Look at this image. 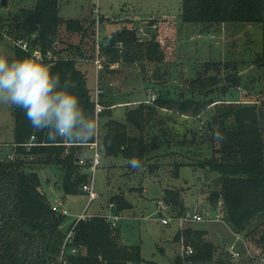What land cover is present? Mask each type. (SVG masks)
Returning a JSON list of instances; mask_svg holds the SVG:
<instances>
[{"label":"trees","instance_id":"1","mask_svg":"<svg viewBox=\"0 0 264 264\" xmlns=\"http://www.w3.org/2000/svg\"><path fill=\"white\" fill-rule=\"evenodd\" d=\"M22 1L16 0V9L8 11L4 21L10 27L6 26L5 30L12 37L27 39L30 46H37L43 54L48 48H53L56 42L64 43L65 46L56 50L58 55L51 56L48 64L54 72L71 80L73 91L78 95L85 112L93 116L94 102L87 85V70L78 59L84 56V59L88 58L85 54L94 35V20L62 19L58 14L59 0ZM179 18L182 22L206 26L222 23H242L246 24V28L254 24L260 26V41L251 61L258 79L264 74V0H181ZM0 26L4 27L1 20ZM76 35L78 37L74 40L72 37ZM104 38V53H109V62L119 60L120 56L125 61L131 59L125 52L124 55H117L119 48L116 44L121 42L128 47L134 43V29L122 27ZM148 42L146 47L149 49L152 41ZM13 46V59L30 56V48L24 50ZM158 57L153 55L149 58ZM224 64L227 72L222 78L224 84H221V89L226 92L228 88L242 85V79L234 66L227 62ZM208 78L214 80L207 83L204 79L199 89L191 87L190 91L207 96L211 84L217 81L215 75ZM196 81L199 78L191 83L192 86ZM151 103L139 102L127 109L126 123L113 118L106 120L105 133L100 141L102 158L121 156L127 163L136 160L137 166H146L148 173H156L157 169L151 164L145 165V162L149 159L158 160L176 151L171 147L174 141L170 128L161 125L162 118L151 121L155 109L161 110L160 114L162 110L173 111L195 120L210 104H215L211 119L195 137L199 144H204L208 149V154L201 159L199 166L217 173L212 179L214 187L209 193L210 200L214 204L221 201L222 216L235 232L242 231L247 235L259 225L255 241L264 250V120L261 108L255 102L238 101L234 104L224 98L189 95L176 98L155 96ZM10 112L13 119V156L9 153L11 156L6 154L0 157V264H50L66 233L61 229L65 214L50 205L40 188L37 171L26 167L31 160L25 155H37L38 161L43 156L42 163L52 161L58 165L62 171L60 187L64 194L81 192L78 186L88 177V164L81 166L77 162L79 144L67 145L64 142L69 141L59 137L51 141L43 132L29 125L21 109L10 105ZM100 115L110 117L111 108H104ZM127 124L132 126L136 134L128 131ZM174 134H178V131H174ZM31 135L34 144L26 148L23 143ZM184 164L192 165L184 160L166 164L167 176L177 177L179 167ZM182 193V188L176 186L162 188V202L177 212L175 214L186 208ZM109 203L119 209H126L130 205L129 201L116 193L110 196ZM256 218H262L260 224L249 229V223ZM72 224L73 221L68 229ZM111 228L104 217L97 215L77 220L72 227L70 243L76 252L67 257L70 264L155 262L141 257L139 245L119 242ZM204 235L203 228L184 229L183 237L177 230L174 240L182 238L192 252L183 249L173 257L172 264H230L229 261L212 258V243Z\"/></svg>","mask_w":264,"mask_h":264},{"label":"rangeland","instance_id":"2","mask_svg":"<svg viewBox=\"0 0 264 264\" xmlns=\"http://www.w3.org/2000/svg\"><path fill=\"white\" fill-rule=\"evenodd\" d=\"M1 1L0 20L4 27L0 26V54L13 59L14 41L19 38L7 33L6 26L9 25L4 20L8 11L16 9L18 2L6 0L3 5ZM180 1L59 0L58 14L62 19L92 18L94 20V35L85 54L88 58L84 59L86 57L84 56L83 59L78 60L87 70L89 92L93 93L94 88L99 87L102 91L100 103L114 104L110 117H100L97 132L99 141L105 133L104 123L108 118L126 123V110L138 105L139 102L152 104L146 100L151 93L156 97L176 98L189 95L199 98H224L234 104L238 101L249 103L254 101L261 108L264 120V74L258 79L257 73L254 72L256 68L251 61L253 51L260 41V26L254 24L246 28V24L242 23L206 26L182 22L179 18ZM122 27L134 29L136 39L128 47L121 42L117 43L119 50L116 54L124 55L125 52L128 57L131 56V59L125 61L120 56L119 60L109 62V53H104V37ZM62 34L61 37L67 40ZM76 37L78 36L72 38L76 40ZM139 41L144 42L137 44ZM148 41H152L150 42L152 47L149 49L146 47ZM63 46L64 43L56 42L53 48H48L42 55L48 54L54 57L58 55L56 50ZM29 48L38 49L33 45H28L27 49ZM153 55L159 57L149 58ZM205 62L210 63L205 64ZM225 62L234 66L242 79V85L228 88L226 92L221 89V84H224L222 78L227 72ZM213 75L217 81L211 84L207 96L190 91L191 87L199 89L204 79L210 83L214 79H209L208 76ZM196 78H199V81L194 82L192 86L191 83ZM120 83L126 85V89ZM213 105L215 104H210L195 120L173 111L162 110L160 114L161 110L155 109V116L151 121L156 122L158 118H162L161 125L171 130L169 133L174 141L171 147L176 152L166 157L161 156L158 160L149 159L145 162V165H153L157 169L156 173H148L146 166H133L121 156L116 158L104 156L92 175V186L97 196L90 201L86 191L81 189V185L78 186L81 192L64 194L60 187L62 179L60 167L52 161L42 163L43 156L38 161L37 155H25V158L31 160L26 167H32L37 171L40 188L50 205L58 211L60 208L65 209V219L61 225L64 233L72 229L77 222L75 217L80 213L84 212L87 215L85 219L94 215L104 217V214L116 213L120 217L115 225L110 224L112 233L119 242L139 245L141 257L144 260L155 261L148 262L149 264H172L173 257L183 249H187V244L182 238L178 241L174 240L175 232L180 230V237H183L184 229L194 228H205L204 238L212 243L213 259H223L230 264H257L264 257L263 248L255 241L260 228L258 224L262 218H256L249 223V229L258 226L247 235L242 231L235 232L224 217L221 221L210 218L218 207L217 202L214 204L209 195L214 187L212 179L217 173L199 166L201 159L208 154V149L204 144H199L195 137L203 131L204 125L211 119ZM185 120L188 121L184 123ZM127 129L130 133L136 134L128 124ZM174 131H178L179 135L174 134ZM176 140L178 142H175ZM13 147V119L10 105L0 103V157L12 153ZM77 149L78 155L87 152L85 145H78ZM180 160L191 162L192 165H181L175 178L167 176V167L164 166ZM88 182L89 173L83 183ZM166 186L182 188L186 206L183 210L198 212L203 220L186 221L180 227L172 221L162 224L161 216L168 218L177 213L169 207L166 211L162 210L161 214L158 212L159 200L162 201V188ZM115 193L130 202L126 209L110 207L109 198ZM55 200L61 201L60 207L55 208ZM183 210L178 212V215ZM72 221L73 224L68 229ZM231 244H234V249L239 251V257L234 258L228 252L227 247ZM53 258L50 264L59 262L58 254Z\"/></svg>","mask_w":264,"mask_h":264},{"label":"clouds","instance_id":"3","mask_svg":"<svg viewBox=\"0 0 264 264\" xmlns=\"http://www.w3.org/2000/svg\"><path fill=\"white\" fill-rule=\"evenodd\" d=\"M0 103L21 109L29 125L51 141L86 142L97 133L98 121L85 112L71 80L39 55L12 59L0 54Z\"/></svg>","mask_w":264,"mask_h":264},{"label":"built area","instance_id":"4","mask_svg":"<svg viewBox=\"0 0 264 264\" xmlns=\"http://www.w3.org/2000/svg\"><path fill=\"white\" fill-rule=\"evenodd\" d=\"M14 44L16 46L21 47L24 50H28V41L27 39H23V38H19L17 40L14 41ZM43 53L39 50V49H31L30 50V56L33 55H39L40 57L43 58L44 62L49 63V59L51 58L52 55H42ZM101 89H99V87L94 88L93 93H90V97L94 102V109H93V116L96 118V120L99 122L100 121V117H102L100 115V113L102 112V110H104V108H112L114 106V104H103L100 103V96H101ZM155 98V94L151 93L149 94V97L146 99L148 102L153 101ZM254 102V101H252ZM98 132V129H97ZM65 144L69 145V144H79V145H85L87 148V152L85 154H81L78 156L77 158V162L79 165L83 166V165H87V172L89 173V182L88 183H83L81 185V189H83L84 191H86L87 195H88V200H92L93 198H95L97 196V194L95 193V191L93 190V186H92V175L94 170L96 169V167L101 163V159H102V151L100 149V141L98 139V135L96 133V135L93 137V139L88 140L86 142H64ZM34 144L33 141V135H31L28 139L27 142L23 143V145L28 148L31 145ZM11 154V153H10ZM9 155V154H8ZM11 156V155H9ZM55 208H57L56 206L60 207V205L62 204L60 200H55ZM160 203V207L158 209V212L161 214L162 210L166 211L168 205H166L165 203H163L162 201L159 200ZM218 207L216 208V211H213L212 216L210 217L212 220H220L223 217V211H222V203L221 201L217 202ZM110 207L113 206L112 203H109ZM61 212L66 213L65 209L60 208L59 209ZM86 214L80 213L79 215H77L75 217V220H79V219H84L86 218ZM104 218H106L105 220L109 222V224L111 225H115L116 220H118V218L120 217L118 214H104L103 215ZM202 215L198 212L192 211L190 209L184 210L180 215L178 214H174L171 217H160V222L162 224H168L174 222L178 227H180L184 222L186 221H202ZM72 229L69 230L68 232L65 233L64 238L62 240V243L60 245V248L57 252L58 256H59V262L57 261L56 264H70V262L68 261L67 257L69 254H74L76 252V248L74 246H70L71 240H72ZM228 252L230 253V255L234 258L239 257L240 253L238 250L234 249V244H231L227 247ZM187 252H192V249L187 246ZM257 264H264V257H262Z\"/></svg>","mask_w":264,"mask_h":264},{"label":"crops","instance_id":"5","mask_svg":"<svg viewBox=\"0 0 264 264\" xmlns=\"http://www.w3.org/2000/svg\"><path fill=\"white\" fill-rule=\"evenodd\" d=\"M120 82H122V81L120 80ZM120 85H121L122 87H124L125 89H126V87H127L126 85H122V83H120ZM125 89H124V90H125ZM203 229H205V228H203ZM121 243H122V242H121Z\"/></svg>","mask_w":264,"mask_h":264},{"label":"water","instance_id":"6","mask_svg":"<svg viewBox=\"0 0 264 264\" xmlns=\"http://www.w3.org/2000/svg\"><path fill=\"white\" fill-rule=\"evenodd\" d=\"M5 2H6V0H2V1H1V3H2L3 5H5Z\"/></svg>","mask_w":264,"mask_h":264}]
</instances>
